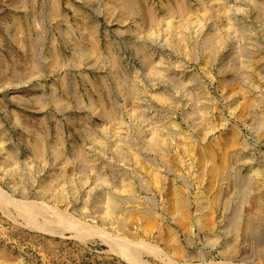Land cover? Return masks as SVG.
Here are the masks:
<instances>
[{
  "label": "rangeland",
  "instance_id": "1",
  "mask_svg": "<svg viewBox=\"0 0 264 264\" xmlns=\"http://www.w3.org/2000/svg\"><path fill=\"white\" fill-rule=\"evenodd\" d=\"M263 126L264 0H0V264H264Z\"/></svg>",
  "mask_w": 264,
  "mask_h": 264
},
{
  "label": "bare ground",
  "instance_id": "2",
  "mask_svg": "<svg viewBox=\"0 0 264 264\" xmlns=\"http://www.w3.org/2000/svg\"><path fill=\"white\" fill-rule=\"evenodd\" d=\"M115 60V59H114ZM116 62V61H115ZM114 62V63H115ZM247 104L249 105L250 104V102L248 101L247 102ZM246 104V105H247ZM248 107V106H247ZM246 108V107H245ZM244 108V109H245ZM249 109V108H248ZM261 122V121H260ZM258 123V122H257ZM262 123V122H261ZM263 128H264V126H263ZM157 141V140H156ZM229 142H230V144L227 146L226 145V149L223 151H221L222 152V155H221V161H220V163H219V165H217V164H215V159H216V156H215V154H212V153H210V151L207 149V150H205L204 151V153L203 154H201L202 155V157H203V159H204V161L206 162L205 163V165L207 164V165H211V167H209L208 166V168H206V169H209V168H211L212 169V171L214 172V177L216 176V177H218V178H223V182H224V179L227 177V175H228V173L230 172V169L233 167L232 166V161H230L231 159H230V157H231V155H232V151H236V144H238L239 145V143H240V141L238 140V136L234 133V135H233V137L230 139V140H228ZM216 145V144H215ZM189 146V145H188ZM187 148H190V147H187ZM211 149V148H210ZM220 149V148H219ZM188 150V149H187ZM186 150V151H187ZM202 151V150H201ZM192 152H194V150L193 151H191V153ZM188 153H190V151L188 152ZM197 153V152H196ZM201 155H200V157H201ZM196 156H199V155H196ZM192 157V156H191ZM232 158V157H231ZM238 158V157H237ZM239 159V158H238ZM241 159V158H240ZM240 161H243V160H240ZM235 162H237V161H235ZM243 162H245V161H243ZM203 163V162H202ZM201 164V163H200ZM245 164H246V162H245ZM240 167V166H239ZM203 168H205V167H203ZM202 170V169H201ZM204 172V171H203ZM202 172V173H203ZM205 174V173H204ZM245 174V173H244ZM209 176V175H208ZM213 177V178H214ZM233 177V176H232ZM160 178V177H159ZM202 178V177H201ZM217 179V178H216ZM215 179V180H216ZM247 179V178H246ZM158 180V179H157ZM226 181V180H225ZM159 182H160V179H159ZM203 182V181H202ZM213 182H214V180H213ZM219 182V181H218ZM229 182V181H228ZM233 183V182H232ZM212 184V183H211ZM231 184V183H230ZM239 184V183H238ZM259 184V183H258ZM242 186V185H241ZM255 186V185H254ZM239 187V186H238ZM248 187H249V185H248ZM257 187V186H256ZM260 187V186H259ZM130 188V187H129ZM211 188V187H210ZM241 188V187H240ZM242 188H243V186H242ZM131 189V188H130ZM173 189V188H172ZM208 189H209V187H208ZM175 190V189H174ZM173 190V191H174ZM210 190V189H209ZM208 190V191H209ZM255 190V189H254ZM172 191V190H171ZM177 191V190H176ZM212 191V190H211ZM240 191V190H239ZM261 191V190H260ZM202 192H204V191H202ZM218 192V191H217ZM175 193V192H174ZM208 193H210V191L208 192ZM219 194L221 193V192H218ZM184 194V193H183ZM183 194H181V191H180V193H178V192H176L174 195H175V200H173V198H172V200H173V202L174 201H176V204H174V209H176L177 210V212H178V216L180 217V218H182V219H184L185 220V218L187 217V209H188V201H187V198L183 195ZM204 194H206V193H204ZM217 194V193H216ZM251 194V193H250ZM249 194V195H250ZM168 195H170V194H168ZM208 195H210V194H208ZM208 195H207V198H208ZM211 195H213V194H211ZM259 195V194H258ZM114 196H116V195H114ZM165 196V195H164ZM173 196V195H172ZM244 196V195H243ZM254 196V195H253ZM174 197V196H173ZM223 197V196H222ZM256 197V196H255ZM252 198H254V197H252ZM3 199H4V197H3ZM203 199H206V198H203ZM243 199V198H242ZM6 200V199H5ZM211 201V200H210ZM3 202V201H2ZM9 202V201H8ZM12 203V202H11ZM203 203V202H202ZM213 203V202H212ZM2 204V203H1ZM201 204V203H200ZM21 205V204H20ZM37 205V204H36ZM202 205V204H201ZM217 205V204H216ZM31 207H32V205H30ZM29 206V207H30ZM169 206H170V204H169ZM173 206V205H172ZM207 206V205H206ZM214 206V205H213ZM238 206V205H237ZM21 207H22V205H21ZM208 207V206H207ZM25 208H27V207H25ZM25 208H23V209H25ZM113 208V207H112ZM111 208V209H112ZM28 209V208H27ZM26 209V210H27ZM210 209V208H209ZM239 209V208H238ZM29 210V209H28ZM110 210V209H109ZM175 210V211H176ZM30 211V210H29ZM32 211V210H31ZM34 211V210H33ZM170 211V210H169ZM198 211V210H197ZM205 211V210H204ZM211 211V210H210ZM213 211V210H212ZM254 211V210H253ZM173 212V211H172ZM251 212V211H250ZM38 213V212H37ZM174 213V212H173ZM189 213V212H188ZM57 214V213H56ZM199 214V213H198ZM33 215V214H32ZM110 215V214H109ZM250 215V214H249ZM200 216V215H199ZM199 216L197 217L198 219H199ZM202 216V219H204V220H207V222L209 221V218H210V214L209 213H204L203 215H201ZM57 217H59V216H57ZM124 217V216H123ZM212 217V216H211ZM179 218V219H180ZM213 218V217H212ZM259 218V217H258ZM64 219V218H63ZM187 219V218H186ZM239 219V218H238ZM55 221V220H54ZM67 221H68V219H67ZM66 221V222H67ZM211 221V220H210ZM240 221V220H239ZM252 221V220H251ZM77 222V221H76ZM186 222H187V220H186ZM199 222H200V220H199ZM205 222V221H204ZM206 222V223H207ZM120 223V222H119ZM212 223V222H211ZM210 223V224H211ZM249 223V222H248ZM149 224V223H148ZM244 224V223H243ZM47 225V224H46ZM190 225V224H189ZM71 226V225H70ZM215 226V225H214ZM214 226H212V227H214ZM248 226V225H247ZM250 226V225H249ZM78 227V226H77ZM80 227V226H79ZM151 227V226H150ZM183 227V226H182ZM191 227V226H190ZM212 227H211V229H212ZM146 228V227H145ZM149 228V227H148ZM79 229V228H78ZM205 229V228H204ZM84 231V230H83ZM213 231V230H212ZM147 232V231H146ZM172 232V231H171ZM190 232V231H189ZM108 233V232H107ZM216 233V232H215ZM163 234V233H162ZM171 234V233H170ZM232 234V233H231ZM103 234H101V236H102ZM111 235V234H110ZM159 235V234H158ZM164 235V234H163ZM173 235V234H172ZM175 235V234H174ZM210 235V234H209ZM216 234H214V236H215ZM177 236V235H176ZM189 236H190V234H189ZM208 237V236H207ZM163 238V237H162ZM170 238V237H169ZM256 238V237H255ZM218 239V238H217ZM235 239H237V238H235ZM234 241V240H233ZM124 242V241H123ZM122 242V243H123ZM164 242V241H163ZM169 242V241H168ZM180 242V241H179ZM226 242H227V240H226ZM127 243H129V242H127ZM173 243V242H172ZM178 243V242H177ZM258 243V242H257ZM115 245V244H114ZM120 246V251L122 250L124 253H125V255H129V256H131V257H134L135 256V254L138 252L137 250H139L138 248L139 247H136L137 246V244H136V246H131V244H129V245H126V243L125 244H119ZM133 245V244H132ZM135 245V244H134ZM151 245V244H150ZM115 246H117V245H115ZM139 246V245H138ZM169 246V245H168ZM232 246V245H231ZM118 247V248H119ZM216 247V246H215ZM162 248V247H161ZM178 248V247H177ZM113 249H115L114 247H113ZM180 249V247L178 248V249H176V251L177 250H179ZM184 249V248H183ZM227 249V248H226ZM112 250V249H111ZM117 250V249H116ZM161 250V249H160ZM168 250V249H167ZM172 250V249H171ZM175 250V249H174ZM174 250H172V251H174ZM229 250V249H228ZM141 251H142V249H141ZM145 251V250H144ZM153 251H154V249H153ZM184 251V250H183ZM117 252V251H116ZM162 252V251H161ZM164 252V251H163ZM178 252V251H177ZM176 252V253H177ZM180 252V251H179ZM182 252V251H181ZM123 253V254H124ZM139 253V252H138ZM173 253V252H172ZM174 254V253H173ZM137 255V254H136ZM183 255H184V253H183ZM176 256V255H175ZM201 256V255H200ZM130 258V257H129ZM135 258V257H134ZM190 258V257H189ZM198 259V258H197ZM137 260V259H136ZM139 262V261H138ZM168 262V261H167ZM188 263V262H187ZM163 264H165V263H163ZM174 264V263H173Z\"/></svg>",
  "mask_w": 264,
  "mask_h": 264
}]
</instances>
